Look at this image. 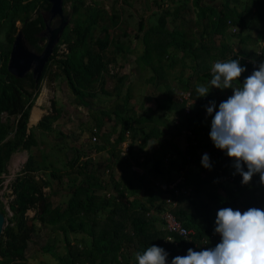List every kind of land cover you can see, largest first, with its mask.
Wrapping results in <instances>:
<instances>
[{
	"label": "trees",
	"instance_id": "trees-1",
	"mask_svg": "<svg viewBox=\"0 0 264 264\" xmlns=\"http://www.w3.org/2000/svg\"><path fill=\"white\" fill-rule=\"evenodd\" d=\"M217 1L193 0L196 20L187 21L186 16L191 10L187 8L189 0H181L174 9L166 8L163 13L155 14L156 22L151 25L141 19L136 35L144 44V52L136 59L137 68L141 72L150 69L153 82L157 81L163 69L171 71L179 66L186 68V60L190 59L195 75L189 78L192 80L188 85L194 90L190 87L185 89H191L197 101L191 114L186 115L184 106L178 99L174 100L170 93L161 108L165 111L163 114L146 113L145 116L137 117L135 108L130 107L132 95L128 92L121 103L110 111L115 117V126L120 127V130L114 128L105 138L113 149L108 159L110 167L116 165L121 168L124 183L115 180L114 170L107 182L100 179V173L94 169L93 155L104 151L105 147L96 145L76 149L75 156L68 163L74 170L69 178L70 199L66 205L54 206L44 192L50 188V183L37 178L38 173L49 169L40 166L36 155L32 154L38 142L34 129L28 130L31 111L45 78L51 75L55 78L67 76L80 105L92 107L85 99L94 98L99 89L104 90L105 76L109 74L113 61L107 49L113 46L114 50L110 53L115 57L116 53L126 48L124 44L115 42L110 32L112 28L120 27L121 11L116 7L109 16L107 10L99 7L97 2L65 0L64 6L71 3V23L46 64L41 79L36 82L31 73L23 79L14 77L8 71V62L12 44L21 29L29 44L37 52L42 51L38 35L45 29L43 14L50 10L51 4L48 0H0V34L4 35L6 41V46L3 45V50H0V186L5 181L4 175H8L12 156L23 151L29 154L23 168L9 186L12 192L10 217L0 200L1 211L6 216L0 240V257L3 260L16 255V264H27L26 251L37 233L38 226L34 222L38 221L61 236L64 253L57 251L53 245L43 247L44 253L53 254L58 264H137L135 259H131L130 251L143 252L152 244L167 250L170 261L177 255H186L189 248L200 251L204 247H215L220 242L216 243L210 237L221 239L215 233L216 216L221 208L230 207L241 212L249 208L264 209V184L257 180L259 174L254 175L249 184H243L239 174H232L235 179L230 180L229 174L235 170L231 171L234 168L233 158L226 151L215 147L209 135L211 129L207 127L205 131L202 130L209 116L206 107L213 101V95L208 94L204 100L196 92L199 84L210 82L213 63L221 61V58L238 59L246 52L244 49L240 53H232L230 45L224 42L221 47L225 50H218L219 55L215 56L209 49L213 38L224 35L226 29L234 26L259 35L258 40L264 39V0H248L245 3L244 0H232L234 7L230 6L229 0H221V6L216 5ZM156 4L159 8L163 7L157 1ZM181 21L183 27L179 26ZM17 22L22 24L20 28ZM169 22L173 24L172 29L168 27ZM248 38L254 43L258 42L253 36ZM63 45L66 51L60 53ZM223 53L228 54L224 56ZM252 56L247 53L245 57L251 59ZM240 62L248 72L256 70L245 60ZM54 67L60 73L53 72ZM114 78L118 76L114 75ZM126 79V76L118 79V90ZM164 87L162 84L157 85L161 91ZM172 113L175 120H171ZM60 117L61 110L57 101L53 100L52 112L45 115L36 128L52 132ZM101 128V125L96 127L93 132L95 137L101 136ZM184 129L191 131V135L185 138L189 146L176 155L173 153L177 149L174 140L183 135L181 131ZM128 133L130 152L127 157L122 155L121 145L128 140ZM113 134L116 135L114 142L110 140ZM148 145H151L149 152ZM135 150H138L136 156ZM202 151H207L210 158L216 159L211 169L202 165ZM81 153L84 157H81ZM168 153L176 158L171 163H164ZM141 155L145 157L144 161ZM193 162L199 171L191 169L186 182L181 185L191 189L189 196L183 194L176 197L174 192L156 185L171 181L175 172L191 167ZM134 166L144 169V173L133 170ZM51 174L54 179L61 180L56 170H52ZM109 189L115 193L109 194ZM141 194H144V199L139 197ZM168 195L178 204L172 209L177 219L186 228L195 230L191 239L164 229L160 214L169 209L166 203ZM31 210L35 215L29 218L27 213ZM77 235H81L82 239L76 243L72 236ZM168 237H172L173 241H166ZM205 239H209L206 244Z\"/></svg>",
	"mask_w": 264,
	"mask_h": 264
},
{
	"label": "rangeland",
	"instance_id": "rangeland-1",
	"mask_svg": "<svg viewBox=\"0 0 264 264\" xmlns=\"http://www.w3.org/2000/svg\"><path fill=\"white\" fill-rule=\"evenodd\" d=\"M156 1L159 5H161V7H163L159 8ZM180 1L181 0H88V3L97 2L99 7L107 10L109 16L113 14L116 7L119 9V12L121 11L122 22L120 27L112 28L110 32L111 38L115 42L124 44L126 48L124 51L116 53L115 57L112 52L110 53V51L114 50V47L110 46L107 49L109 52L108 56L113 59V61H111L109 74L105 76L106 85L104 90L102 91V89H99L97 90L94 98L85 99V102L91 103L92 107L80 105V101L77 99L76 93L71 88L72 86L67 76L62 75L60 78H55L51 75L46 77L42 84L41 92L33 109L38 107L41 111H43V114L38 123L31 124L32 109L28 130L30 131L34 129L38 142L37 147H34L32 154L36 155L40 166H47L49 169L38 173L37 178L44 179L50 183V188H46L44 192H46V194L50 197L54 206L66 205L70 199L71 187L69 178L70 174L73 173L74 170L68 166V163L75 156L76 149L82 150V148L86 149L90 146L94 147L96 145L105 147L104 151L97 152L93 155L94 164L96 166L94 169L96 172L100 173V179L107 182L110 180L112 171L114 170L115 180L118 183H124V172L121 168L113 164V166L110 167L111 162L108 161V159L111 156L110 151L113 149L107 143L105 138L112 133L114 128H117L118 131L120 130V127L115 126V117L114 115H111L110 111H112L118 103H121L123 97L128 94V92L132 95L130 107H134L137 117H141L145 116L146 113H150L152 115L163 114L165 111L161 108L165 105L166 96L172 93L174 100H177L180 92L182 90H186V87H190L188 82L192 79L189 80V78H191V76L194 77L195 70H192L193 65L189 58L186 60V68L179 66L171 71L163 69L156 82L151 81L153 74L150 69L148 71L141 72L136 65L137 57L144 52L143 41L136 38V35L139 33L138 28L140 20L144 19L151 25L156 22L157 17H155V14L163 13L166 8L174 9ZM246 1L248 0H244V3ZM192 3L193 0H189L187 5V8H191V10L189 9V13L185 19L187 21L196 20ZM229 3L231 7H234L235 4L232 0H229ZM216 5L221 6V0H218ZM64 8L66 13L71 12V3H67ZM243 9L244 6L240 8L241 11ZM17 26L20 28L22 24L17 22ZM179 26L183 27L182 21ZM168 27L172 29L173 24L169 22ZM227 34L230 36L229 38ZM232 34L233 28H228L225 30L224 35H219L213 38L212 44H209L211 54L217 56L219 55L218 50H225L221 47V44L224 42H227V44L230 45L232 53H240L241 50L245 49V54L242 53L243 55H240L238 59H244L246 62L255 58V52L257 53L259 50L264 52V39L259 38L258 40V37H260L259 35H256L248 30L242 31L239 29H237L236 33H234L237 35L233 36ZM249 36L255 37L258 42L254 43L248 38ZM5 42L4 35L0 34V50H3L1 47H4L3 45H5ZM216 47H218V49H216ZM65 51L66 47L64 45L61 46L60 53H64ZM247 53L253 54L251 59L245 57L247 56ZM227 54L223 53L224 56ZM226 60L227 59L221 58V61ZM260 62H264V57H262ZM53 72L60 73L56 67L53 68ZM246 72L249 73L248 71ZM246 72L242 73V75L247 74ZM114 75H117L118 78H114ZM123 76H126L127 79L122 85V88L118 90V79ZM194 81L195 79L192 83ZM161 84L166 86L163 91L157 88V85ZM190 88L194 90L192 87ZM210 94L213 95V101L216 102L217 111L219 110V104L222 101H225L229 96L233 95V90H220L212 88L209 95ZM53 100H56L58 103V107L61 110V117L54 124L52 132H44L41 129H37L36 126L45 115L52 112ZM170 115L171 120L176 119L173 113ZM213 116L207 117L209 119L208 122L202 126L203 131H205L207 127L211 129ZM98 125L102 126L100 132L101 136H99L97 141L94 142L93 132ZM181 132L183 135L178 136L174 140V145L177 147L175 151L179 154L180 152L186 150L189 146V141L185 139L186 136L189 135L185 133L184 130ZM115 138L116 135L113 134L111 135L110 140L114 142ZM127 146V142L122 143L121 145L122 148ZM150 146L151 145H148L147 147L148 152L150 151ZM167 152L170 151L168 150ZM137 153L138 150H135V156ZM28 156L29 154L27 151L18 152L12 156L8 166V175H4L5 181L0 186V200L4 203L5 209L9 213V217L12 215L9 207V203L12 200V192L9 186L17 173H19L23 168ZM81 157H84L82 153ZM142 158L145 157L141 155V159ZM81 160L83 159L81 158ZM50 166H53L54 168ZM191 168L192 170L194 169V171L197 170L194 162L191 164L190 169ZM51 169L56 170L60 174L61 180H56L51 176ZM142 173H144V171H142ZM59 182L61 184H59ZM111 189H113V187H111ZM111 189H109L108 193L114 194L115 192ZM190 193L191 192H188L187 195L189 196ZM139 197L144 199V194H141ZM131 200H133V198ZM177 206L178 204L176 203V207ZM27 214L29 218H32L34 217L35 212L31 210ZM34 223L38 226V230L26 251L27 264H58L53 254L44 253L43 247L47 244L53 245L56 246L57 251L64 253L61 236L52 228L43 227L38 221H35ZM81 239V235L72 236V240L76 243ZM212 241L218 243L220 240ZM135 254L134 250L130 251L132 260L135 259ZM15 256L12 255L4 260L0 257V264H16Z\"/></svg>",
	"mask_w": 264,
	"mask_h": 264
},
{
	"label": "clouds",
	"instance_id": "clouds-1",
	"mask_svg": "<svg viewBox=\"0 0 264 264\" xmlns=\"http://www.w3.org/2000/svg\"><path fill=\"white\" fill-rule=\"evenodd\" d=\"M246 71L240 59L218 60L211 67L210 82L199 84L196 92L199 97H206L212 88L233 90V95L219 104L218 111L215 101L206 107L209 116L215 113L209 135L217 149L233 158L234 175H241L243 184H249L257 174L264 184V62L241 84L239 78ZM201 162L211 169L208 154L203 155ZM215 224V233L221 238L215 247L200 251L189 248L186 255L169 261L170 253L152 244L145 251L136 252L135 260L137 264H264V209L241 212L221 208Z\"/></svg>",
	"mask_w": 264,
	"mask_h": 264
},
{
	"label": "water",
	"instance_id": "water-1",
	"mask_svg": "<svg viewBox=\"0 0 264 264\" xmlns=\"http://www.w3.org/2000/svg\"><path fill=\"white\" fill-rule=\"evenodd\" d=\"M48 2L51 4V8L43 15L45 30L40 34V38L47 39L44 50L41 53L31 50L22 29L18 31L15 37L8 63V71L18 79L25 78L29 73L33 75L36 82L41 79L46 64L53 56L55 48L59 44L65 29L71 23L72 12L65 13V0H48ZM53 20L58 22L56 27L51 25ZM5 225L6 216L1 211L0 206V240Z\"/></svg>",
	"mask_w": 264,
	"mask_h": 264
},
{
	"label": "built area",
	"instance_id": "built-area-1",
	"mask_svg": "<svg viewBox=\"0 0 264 264\" xmlns=\"http://www.w3.org/2000/svg\"><path fill=\"white\" fill-rule=\"evenodd\" d=\"M231 28H233V33H236L237 27L233 26ZM256 54H257V59L263 56V52L260 50ZM240 60H244V59L240 58ZM246 63L252 64L254 68H257L258 66L257 60L251 59V60H248ZM205 99L206 98H204V100ZM178 101L184 106V112L186 115L191 114V110L197 102L191 90H182L178 96ZM184 132L187 133L188 135H191V131L187 129H184ZM127 137H128L127 138L128 141L126 140L124 143L127 142L128 146L122 148L123 149L122 154L128 157V154L130 152L129 134H127ZM93 140L94 142H96L97 137L94 136ZM175 158H176L175 155H173L172 153H168L165 158V163H171V161L175 160ZM188 160L191 161L190 156H188ZM142 161H144V158H142ZM191 169H190V166H187L186 168H182L180 171H178V173L175 172V175L171 181H168L167 183L164 182L162 184L157 183L156 185L160 189H165V190H169L170 192H174V195L176 197H180L182 194L187 195L188 192H191V189H187L181 185L186 182L187 180L186 178L189 175ZM133 170L138 171L140 173H142L143 171V169L137 166H134ZM166 199H167L166 203L169 209L164 211L162 214H160V219L162 221L164 229L168 231L169 233L177 234L185 239H191V236L195 235V230L186 228L182 224V222H180L177 219L176 215L172 212V209L176 207V201L171 197V195H168ZM167 239L173 241L172 237H168ZM208 240L209 239H205L204 244H206ZM210 240L218 241L219 239L215 238V236H211Z\"/></svg>",
	"mask_w": 264,
	"mask_h": 264
},
{
	"label": "crops",
	"instance_id": "crops-1",
	"mask_svg": "<svg viewBox=\"0 0 264 264\" xmlns=\"http://www.w3.org/2000/svg\"><path fill=\"white\" fill-rule=\"evenodd\" d=\"M196 15V14H195ZM250 54V53H249ZM255 54H256V52H255ZM262 57H264V54H263V56ZM262 57L261 58H258L257 59V54L255 55V58L253 59V60H257L258 61V64L260 63V60L262 59ZM247 73V72H246ZM250 73V72H249ZM249 73H247V74H244V75H241V77H240V83L242 84L243 83V81H244V79L246 78V76H248V75H251V73L249 74ZM227 96V95H226ZM218 111V110H217ZM208 119L209 118H207L206 117V123L208 122ZM209 125V124H208ZM210 126V125H209ZM173 153H175L176 155H178V152L177 151H175V152H173ZM200 153H202V157H203V155L204 154H208V152L207 151H202V152H200ZM216 159H212V158H210V163L211 164H215V161ZM221 161H223V160H221ZM197 168V167H196ZM233 168V167H232ZM232 170H234V168L233 169H231V171ZM199 171V168H197V170H195V172H198ZM234 172H235V170H234ZM234 172L232 171V172H230V176H229V178H230V180L231 181H233L234 179H235V177L232 175V174H234ZM203 176H205V174L203 173L202 174ZM232 176V177H231ZM257 180H260V178H259V176H257ZM259 183H261L260 181H259ZM262 189H264V188H262ZM222 192V191H221Z\"/></svg>",
	"mask_w": 264,
	"mask_h": 264
},
{
	"label": "flooded vegetation",
	"instance_id": "flooded-vegetation-1",
	"mask_svg": "<svg viewBox=\"0 0 264 264\" xmlns=\"http://www.w3.org/2000/svg\"><path fill=\"white\" fill-rule=\"evenodd\" d=\"M65 13H66V12H65ZM44 14H45V13H44ZM44 14H43V15H44ZM66 14H68V13H66ZM44 21H45V20H44ZM51 25H52L53 27H56V26L58 25V22H57L56 20H53ZM44 30H45V29H44ZM44 30H43V31H44ZM43 31H42V32H43ZM42 32H41V33H42ZM41 33H40V34H41ZM40 34L38 35L39 38H40ZM46 42H47V39H46V38H40L39 43H40V46L43 47L42 51L44 50V47H45ZM28 44H29V42H28ZM12 47H13V44H12ZM12 47H11V51H12ZM29 47H30L31 50H33L34 52H37V51H36V50H35L30 44H29ZM42 51H41V52H42ZM41 52H37V53H41ZM10 55H11V54H10ZM8 63H9V62H8ZM29 74H30V73H29Z\"/></svg>",
	"mask_w": 264,
	"mask_h": 264
},
{
	"label": "bare ground",
	"instance_id": "bare-ground-1",
	"mask_svg": "<svg viewBox=\"0 0 264 264\" xmlns=\"http://www.w3.org/2000/svg\"><path fill=\"white\" fill-rule=\"evenodd\" d=\"M43 111H41L38 107L33 109L32 116H31V124L38 123L40 117L42 116Z\"/></svg>",
	"mask_w": 264,
	"mask_h": 264
}]
</instances>
